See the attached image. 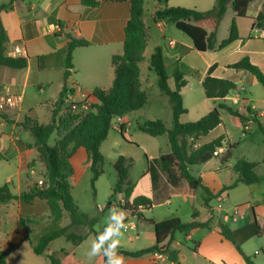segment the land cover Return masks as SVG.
Segmentation results:
<instances>
[{
	"label": "crops",
	"instance_id": "obj_1",
	"mask_svg": "<svg viewBox=\"0 0 264 264\" xmlns=\"http://www.w3.org/2000/svg\"><path fill=\"white\" fill-rule=\"evenodd\" d=\"M97 1L98 6L90 7L81 4L80 0H0V5L11 3L10 8L0 11V20L8 36L5 52L7 54L16 46H20L23 53L18 57L27 60L24 69L2 67L0 70V94L10 93L23 97L20 109L0 114V187L7 184L14 195L20 196L30 192L39 180L45 179V164L41 153L35 147L33 135L21 125L24 119L31 117L42 122L43 117L51 121L52 112L59 103L64 88L68 89L67 95L76 101L89 97L95 102L93 97L95 90H109L112 87L115 77L112 57L123 53L125 28L131 14V0ZM162 1L164 0L160 2ZM180 2L167 0L164 1V6L159 3L158 7L184 6ZM215 3L216 1L210 9L198 7L199 3L185 7L206 12L211 10ZM155 11L150 21L144 17L148 35L144 57L148 60L154 49L161 47L169 75L176 67H187L198 71L203 79L209 69L215 66L211 75L218 79L230 80L237 88L224 100L207 98L209 111L205 115L220 103H224L238 111L245 119L242 120L220 109L222 123L208 134H213L208 141H202L208 135L201 136L195 145L199 147L222 135L225 136L222 147L218 149L219 155L203 165H198L201 168L196 174L192 170L191 172L202 180L204 187L211 192L212 198L217 197L219 202L222 200L230 207L224 210L221 205L214 206L211 203L212 198L206 206L207 195L202 188L198 189L193 197L176 200L179 197L170 195L166 173L160 166H153L151 162L144 174L146 181L144 187L138 190L132 183L134 190L129 199V202H132L140 196L149 198L152 216L146 217L143 214V210H146L144 207L138 209L144 220L159 223L180 218L184 222H191L192 214L195 212L196 221L208 222L209 225L187 234L176 233L171 240L165 242V247L174 253L176 261L171 260L167 254L163 259H158L156 253L139 258L120 254L125 258V264H247L236 245L221 234V226L238 230L257 220L264 234V181L251 185L239 183L233 186L238 180L234 166L240 160L256 164L255 174L264 178V87L249 72L235 70L230 66L247 57L264 75V0H251L246 17L236 18L239 34L236 41L223 49L206 52L197 51L191 39L180 30H175L177 37L167 39L169 23L155 20ZM234 18L235 13L231 5H228L218 27L216 35L218 44L228 38ZM57 23L61 25V30L51 31L50 26ZM71 39L86 41L88 45L73 51V68L69 69V75L66 76V56ZM170 42H173V45L169 44ZM149 47L151 54L146 55ZM147 72H150L148 63ZM186 79L188 83L182 90L185 108L184 93L190 85V79L202 87L201 80L192 76H187ZM171 81L173 80H170V86L173 88L174 83L172 86ZM65 106L63 105L64 109L59 115L64 113ZM245 123L249 124L248 131H244ZM80 150L86 152L84 148L78 149ZM169 153L171 146L170 151L160 154L159 158ZM227 153L229 155L224 162L223 158ZM164 207L170 212H160L157 217L156 209ZM231 210H233L231 219L234 216L241 217L234 221L240 223L238 227H233L225 221ZM45 213L50 215L48 204L39 198L29 204L17 200L0 205V247L7 251L10 264H26L10 262L12 254L18 253L24 247H29L34 253L31 242L35 243L39 236L40 220ZM129 214L134 215L131 212ZM22 217L31 220L26 223L29 239L20 223ZM146 224L153 232L144 231L149 242L148 247L142 249L152 247L156 243L154 227ZM32 233L36 235L34 241L31 239ZM140 236L141 233L138 234V237ZM132 248H135L133 243L130 247L121 246L120 252L142 250ZM242 251L248 256L243 249Z\"/></svg>",
	"mask_w": 264,
	"mask_h": 264
},
{
	"label": "trees",
	"instance_id": "obj_2",
	"mask_svg": "<svg viewBox=\"0 0 264 264\" xmlns=\"http://www.w3.org/2000/svg\"><path fill=\"white\" fill-rule=\"evenodd\" d=\"M165 2L167 0H164ZM251 0H216L215 6L206 12L186 7H168L159 8L155 11V20L166 21L174 24L175 27L187 35L194 48L199 52L220 50L228 46L239 38L236 18L246 17L247 7ZM81 4L90 7L99 5L97 0H80ZM228 5H231L235 18L230 27L228 38L218 44L217 31L221 20L223 19ZM11 3L0 5V11L10 8ZM143 0H131V14L125 28V40L123 44V53L112 57L114 67V81L109 90L97 89L93 92L95 102L92 104V110L89 112H78L75 118L74 128L55 144L50 143L52 135L57 133L64 122L67 113L59 115L63 109V96H67L68 89L64 88L61 93L60 101L55 106L51 121L43 124L37 119L26 117L22 126L31 132L35 139V147L41 153L45 164V179L43 185L33 186L28 193L20 196L14 195L6 184L0 187V205L20 200L25 203H31L34 199L45 200L48 204L50 217L53 224L46 227L38 236L35 243L31 242L33 251L37 256H45L50 264H66L58 253L48 254L49 246L56 239L64 237L74 246L82 244L89 236H95V225L98 222L96 217L82 211L72 195V185L70 178L74 175V169L71 164V158L80 148L87 152L90 168L93 173L91 185L95 188V183L102 175L101 165L104 157L101 153V145L108 138L111 130L114 129L113 121L116 117H124L130 113L141 110L147 105L149 99L147 94L138 89L137 83L140 76V64L145 61L144 52L148 44V35L144 24ZM8 36L0 20V70L2 67L12 69H24L27 66V60L22 57H8L6 55V43ZM88 42L83 40L71 39L68 43V52L66 56V76L69 75V69L73 68V51L82 46H87ZM212 66L207 75L202 79L201 74L187 67H176L171 75L168 73V67L165 63L162 48L156 47L148 58V69L157 76V85L161 93L168 97L173 116V127L168 129L161 120L145 121L143 124H137L138 129L152 137L163 135L168 136L171 146V153L163 155L159 159L161 170L168 177L170 195L176 197H193L198 189L202 188L206 192L205 205L212 198L211 192L204 187L202 180L194 176L191 167L203 165L214 158V152L222 147L225 136H220L210 142L196 147V141L201 136L208 135L221 123L220 109L226 110L230 115L244 120V116L238 111L220 103L207 115L197 121L181 122V117L188 113L184 107L182 95L183 88L188 81L187 76H192L202 81V88L208 99L224 100L231 91L237 88L236 84L230 80L218 79L213 77ZM235 70H244L252 74L256 80L264 87V75L261 70L252 64L249 58L245 57L239 62L230 66ZM173 80V88L170 86V80ZM123 127V126H122ZM124 127L120 130L123 136ZM193 139V141H190ZM228 153L223 158L225 162ZM256 164L240 160L234 166L238 173V180L233 186L239 183L251 185L264 181L263 177L257 176L254 172ZM118 180L113 188L111 199L116 194H124V201L120 207L128 212L137 215L139 220L145 221L154 227L156 243L154 246L129 252L122 251L124 256L139 258L151 253L167 254L169 258L176 261V257L167 247L165 242L171 240L176 233H190L191 231L208 227L209 223L196 221V213L192 214L191 222H184L180 218H172L159 223L152 220H144L142 214L138 212L139 207L149 209L151 202L149 198L140 196L132 202L129 199L133 193L134 187L129 179L132 167V159L119 156L114 165ZM232 186V187H233ZM109 209V206H107ZM67 215L70 224L62 227L60 221ZM27 218H21V226L26 231L29 239V231L26 223ZM85 228L86 233L76 231L78 228ZM221 234L234 245L244 257L247 264H254L252 259L246 256L241 245L253 237H260L263 229L259 226L257 220L247 227L238 230H231L227 226H221ZM103 258V257H102ZM0 264H10L7 251L0 247ZM104 264V259H103Z\"/></svg>",
	"mask_w": 264,
	"mask_h": 264
},
{
	"label": "rangeland",
	"instance_id": "obj_3",
	"mask_svg": "<svg viewBox=\"0 0 264 264\" xmlns=\"http://www.w3.org/2000/svg\"><path fill=\"white\" fill-rule=\"evenodd\" d=\"M160 1L161 0H159V2H156V0H143L145 20L150 21L152 19V13L155 11V9L161 8L158 7L159 3L161 6H164V1ZM180 1V3L184 5L180 7H185V5L189 7L191 5H195V3H199L198 7L210 9L216 0ZM168 25L169 26L166 31L167 39L177 37L175 30L178 29L175 28V26H173L171 23ZM150 54L151 47H149V49L146 51V55ZM147 63L148 60L145 58V61L140 64V76L137 86L138 89H142V91L147 94L149 102L141 110L124 116L123 120L126 122V125L129 126L125 129L123 136L119 131L113 129L111 130L108 138L102 143L100 150L104 157V161L100 168L103 173L96 181L94 189L91 185L93 173L90 168L87 153L84 150H80L72 157V165L74 169V175L70 178V183L73 187L72 195L74 196L82 211L98 219V222L94 227L96 234L105 226V218L109 209L114 206L121 208L120 203H122L125 198L124 194H116L115 197L111 199L113 188L115 187L118 180L117 171L114 167L117 158L119 156H124L132 159L130 180L139 190L144 187V183L146 182L144 179V174L146 173L148 164L152 162L153 166H160L159 155L168 153V151H170V144L167 135L152 137L141 132L137 127V124H143L145 121L155 120L163 121L169 128H172L173 126L172 110L168 101V97L161 93L157 85L156 74L151 71L147 72ZM171 85L173 86V81H171ZM184 98L186 101V108L189 110V114L182 117V122L185 123L197 121L199 117H202V115H205V113L209 111V108H207L209 101H207L208 99L205 96L203 88L199 87L196 81L190 79V85L185 89ZM65 113H67V117H64L66 126L62 125L59 131L52 135L50 138L51 144H55L57 140L65 137L75 126V118L78 114H74L67 110L64 111L63 114ZM41 121L43 124L50 122L43 117L41 118ZM212 135L204 137L202 141H208ZM200 168L201 166H193L191 167V170L194 174H196V171L200 170ZM183 198L184 197H179L176 200H185ZM174 203L175 202H173V205ZM211 203L214 206L221 205L224 210L230 207L228 203L223 202L222 200L219 202L217 197L212 198ZM107 206H109V209ZM160 212L169 213L170 211H168L167 207L158 208L155 211V215L158 217ZM230 213L231 214L229 217H225V221L233 227H238L240 223H236L231 219L233 210H231ZM143 214L146 217L152 216L150 209L143 210ZM47 216L48 213H45L44 217L40 220L41 230H39V235L46 227H49L53 224L52 218ZM248 216L250 217V212ZM69 224L70 220L68 216L65 215L60 221V226L65 227ZM126 224L128 225L129 229L126 230L125 237L121 242V246L130 247V244L133 243L135 245V248H132L133 250L148 247L149 240L145 236L144 231L153 232V229L147 225L146 222H141L137 218V215L132 216L129 214V212ZM76 231L80 233L86 232L85 228L82 227L76 229ZM139 233H141L142 236L138 237ZM35 238L36 235L32 233L31 239L34 241ZM94 238L95 236H90L79 246H74L64 237H61L50 244L48 251L51 253H58L59 257L66 264H103L102 257L90 259L87 256L90 244ZM241 247L247 253V255L250 256L254 264H264V234H262L260 237H253L247 242H244ZM10 262L48 264L44 262H49V260L47 257L35 255L29 249V247H24L18 253L12 254Z\"/></svg>",
	"mask_w": 264,
	"mask_h": 264
},
{
	"label": "clouds",
	"instance_id": "obj_4",
	"mask_svg": "<svg viewBox=\"0 0 264 264\" xmlns=\"http://www.w3.org/2000/svg\"><path fill=\"white\" fill-rule=\"evenodd\" d=\"M128 218L126 209L112 207L105 218V226L92 240L87 256L103 257L104 264H125V258L120 254L121 242L125 237Z\"/></svg>",
	"mask_w": 264,
	"mask_h": 264
},
{
	"label": "built area",
	"instance_id": "obj_5",
	"mask_svg": "<svg viewBox=\"0 0 264 264\" xmlns=\"http://www.w3.org/2000/svg\"><path fill=\"white\" fill-rule=\"evenodd\" d=\"M51 31L57 32L61 30V25L60 24H52L50 26ZM169 44L173 45V42H170ZM23 53V49L20 46H16L12 51H9L6 55L8 57H13L16 58L19 55ZM64 105L65 111H69L72 113H78V112H89L92 110V104L94 103L89 97L82 100V101H76L74 100L73 97L70 95H67L64 99ZM23 104V97L21 95H15V94H0V114L9 110H17L22 107ZM114 128L117 130H121L124 127V130L128 128L129 125H126V123L123 121L122 117H116L113 121ZM123 126V127H122ZM249 130V124L245 123L244 124V131ZM219 152L218 150L214 152V156H218ZM44 181L39 180L38 185H43ZM238 218L241 217H236L234 216L232 218L233 221H237ZM127 229H129L127 225ZM126 229V230H127ZM166 255L161 254V253H156V257L158 259H163Z\"/></svg>",
	"mask_w": 264,
	"mask_h": 264
}]
</instances>
